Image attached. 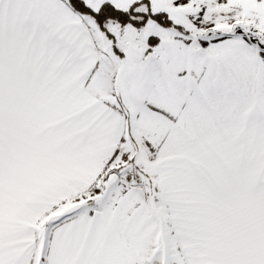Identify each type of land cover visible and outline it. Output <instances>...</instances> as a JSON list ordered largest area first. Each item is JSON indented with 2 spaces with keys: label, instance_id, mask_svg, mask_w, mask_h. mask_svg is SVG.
<instances>
[{
  "label": "snow or ice",
  "instance_id": "6c2138e0",
  "mask_svg": "<svg viewBox=\"0 0 264 264\" xmlns=\"http://www.w3.org/2000/svg\"><path fill=\"white\" fill-rule=\"evenodd\" d=\"M0 264H264V0H0Z\"/></svg>",
  "mask_w": 264,
  "mask_h": 264
}]
</instances>
